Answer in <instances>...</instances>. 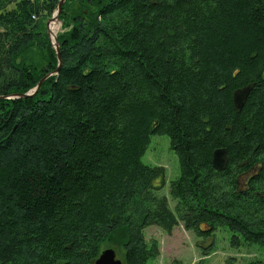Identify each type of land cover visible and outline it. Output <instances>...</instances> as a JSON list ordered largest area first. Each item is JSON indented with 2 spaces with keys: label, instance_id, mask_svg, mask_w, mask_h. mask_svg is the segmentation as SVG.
Wrapping results in <instances>:
<instances>
[{
  "label": "trees",
  "instance_id": "16d2710c",
  "mask_svg": "<svg viewBox=\"0 0 264 264\" xmlns=\"http://www.w3.org/2000/svg\"><path fill=\"white\" fill-rule=\"evenodd\" d=\"M58 1L0 0V264H94L103 244L149 264L144 229L179 223L264 246V0H74L54 74L38 21ZM153 134L179 160L173 210L141 160Z\"/></svg>",
  "mask_w": 264,
  "mask_h": 264
},
{
  "label": "rangeland",
  "instance_id": "374dc122",
  "mask_svg": "<svg viewBox=\"0 0 264 264\" xmlns=\"http://www.w3.org/2000/svg\"><path fill=\"white\" fill-rule=\"evenodd\" d=\"M73 2L74 0H65L63 3L65 10L75 13L77 9ZM55 11L51 13L50 17L54 15ZM50 17L39 19L38 30L46 32L49 44L56 53V44L59 46L57 36L67 30L64 28L61 19L55 20L48 26L53 28L50 29L52 33L49 35L46 21ZM49 36L52 38H49ZM23 57L31 60L37 66L42 65L44 61L43 57H41L42 60L37 56L36 50L33 48L26 51ZM36 92L35 86L25 93L27 96H22V98L33 96ZM141 160L146 165L163 169L162 179L156 182L157 185H161L157 193L167 198L168 205L173 210L176 201L170 196L169 183L179 176L180 166L178 157L170 148L168 136L164 134L151 135ZM162 181L163 184H161ZM143 234L147 241L156 240L159 248L158 255L150 260L149 264H247L255 259L264 260V246L258 243L245 242L239 246L232 245L230 242L231 234L225 226L219 227L211 236L206 238H198L191 230H185L181 223L177 224L170 233L158 226L151 225L144 229ZM109 248L115 251L116 258L122 260V256L117 253L114 247L103 244L100 252Z\"/></svg>",
  "mask_w": 264,
  "mask_h": 264
},
{
  "label": "water",
  "instance_id": "95a60500",
  "mask_svg": "<svg viewBox=\"0 0 264 264\" xmlns=\"http://www.w3.org/2000/svg\"><path fill=\"white\" fill-rule=\"evenodd\" d=\"M65 0H59L58 1V4H57V9L54 13V15L52 17H50L47 21H46V27H48L50 25L51 22L55 21V20H59V15L62 11V6H63V3H64ZM47 33L50 35L52 32L50 30V28L48 27L47 28ZM49 38H52L51 36H49ZM55 51H56V56H57V60H58V65H57V68L55 69V71L53 72L54 74L57 73L61 67V64H62V60H61V57H60V52H59V46L58 44H56V47H55ZM49 75V74H48ZM47 75V76H48ZM43 77L36 85V91L37 89L39 88L41 82L47 77ZM250 86H246L244 88H241V89H238L234 92L233 94V103L235 105V107L237 109H240L246 98H247V95L250 91ZM25 97L27 95H22V94H16V95H13L11 97H15V98H18V97ZM227 163V153H226V150L224 148H217L213 151L212 153V166L220 171L222 170L225 165ZM94 264H123L122 260L121 259H118L116 258V253L113 249H106V250H103L99 253L98 257L95 259L94 261Z\"/></svg>",
  "mask_w": 264,
  "mask_h": 264
},
{
  "label": "bare ground",
  "instance_id": "6f19581e",
  "mask_svg": "<svg viewBox=\"0 0 264 264\" xmlns=\"http://www.w3.org/2000/svg\"><path fill=\"white\" fill-rule=\"evenodd\" d=\"M50 29H53V28H50ZM54 29H55V27H54Z\"/></svg>",
  "mask_w": 264,
  "mask_h": 264
}]
</instances>
